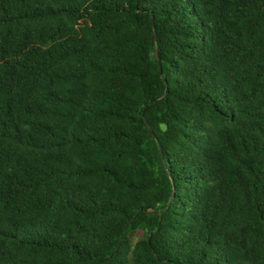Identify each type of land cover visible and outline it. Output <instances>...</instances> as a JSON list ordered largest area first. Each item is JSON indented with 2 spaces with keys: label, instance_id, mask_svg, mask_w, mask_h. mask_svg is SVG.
<instances>
[{
  "label": "trees",
  "instance_id": "trees-1",
  "mask_svg": "<svg viewBox=\"0 0 264 264\" xmlns=\"http://www.w3.org/2000/svg\"><path fill=\"white\" fill-rule=\"evenodd\" d=\"M0 264H264V0H0Z\"/></svg>",
  "mask_w": 264,
  "mask_h": 264
},
{
  "label": "water",
  "instance_id": "water-1",
  "mask_svg": "<svg viewBox=\"0 0 264 264\" xmlns=\"http://www.w3.org/2000/svg\"><path fill=\"white\" fill-rule=\"evenodd\" d=\"M150 20H151V26L153 27V16L152 15H150ZM154 38H155V36H153ZM155 55H156V57H157V62H158V64H159V60H158V52H157V50L155 51ZM150 133H151V131H150Z\"/></svg>",
  "mask_w": 264,
  "mask_h": 264
},
{
  "label": "rangeland",
  "instance_id": "rangeland-1",
  "mask_svg": "<svg viewBox=\"0 0 264 264\" xmlns=\"http://www.w3.org/2000/svg\"><path fill=\"white\" fill-rule=\"evenodd\" d=\"M139 234H141V231L138 230V231H137V235H139Z\"/></svg>",
  "mask_w": 264,
  "mask_h": 264
}]
</instances>
